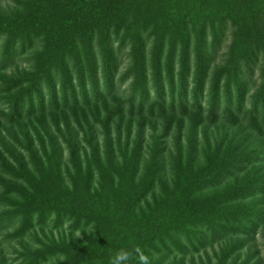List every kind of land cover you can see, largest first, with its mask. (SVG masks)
Returning <instances> with one entry per match:
<instances>
[{
  "label": "trees",
  "instance_id": "trees-1",
  "mask_svg": "<svg viewBox=\"0 0 264 264\" xmlns=\"http://www.w3.org/2000/svg\"><path fill=\"white\" fill-rule=\"evenodd\" d=\"M149 132V180L133 190ZM260 229L264 0H11L0 11V244L18 245V264H109L136 247L150 264H184L229 241L207 264H261L231 257Z\"/></svg>",
  "mask_w": 264,
  "mask_h": 264
},
{
  "label": "rangeland",
  "instance_id": "rangeland-1",
  "mask_svg": "<svg viewBox=\"0 0 264 264\" xmlns=\"http://www.w3.org/2000/svg\"><path fill=\"white\" fill-rule=\"evenodd\" d=\"M10 6H11V0H0V11L5 10L6 8H8ZM223 51H224V49H222L221 53H223ZM24 62L25 61H22L20 64H18L17 70H16V67H14L11 70L2 72V75H4L5 77H10V76L16 74L18 71H22L24 69V67L27 66ZM211 130H213V128H211ZM114 136H115V132L113 131L112 132V138H114ZM134 136H135V132H133V137ZM151 138H152V133L149 132L147 137H145V140L142 144L143 145V147H142L143 148V151H142L143 159L140 162V164L138 165V169H137V172L135 174L136 179H133L132 182H130L128 184L129 187L133 190L137 189L138 184L145 182L146 179L149 180L145 175L146 170H147V167H145V161H146L148 154H149V152L152 148V145H153L152 144L153 141L151 140ZM239 139H242L244 142L250 141V139L246 138L245 136L239 137ZM99 140L101 143V137ZM111 141H112V143H115V142H113L115 140H111ZM164 145L167 149L166 154H168L169 151L173 150L172 138H169L167 140V143ZM99 148H100V150H102L103 146H101ZM203 158H205V156ZM175 169H176V164L172 163L170 158H168L165 162V169L162 171L161 177L165 181H167L168 183L172 182V180H174V176H175ZM136 182H137V185H136ZM143 205H144V201L141 203V206H143ZM50 226H51V224H50ZM67 227L68 226L65 225L64 227H62L59 230L64 231L65 234H68L69 229L67 230ZM53 232H54V235L57 234V231L54 230ZM263 234H264L263 230L260 229L255 234V239L246 240L247 242H246V246L244 247V249L240 252H237V253L231 255V257H233V258H236V257L244 258L246 255H250L253 253L254 259L256 261L261 260V264H264V238H263ZM37 235L39 237L37 239H40L41 233L38 232ZM75 236L80 237V233L75 232ZM24 242L28 243V246L32 247V248L37 246V243L33 240V237H31V236L25 238ZM229 243H231V241H229L227 243L222 242L220 244H215V245H210V246L205 245L202 248H200L198 253H196L195 255H193L191 257L186 258V260L184 261V264H193V262L195 264H207L208 259H211L212 261H214V258H217V257L219 258L221 256V253L224 251V249L227 248ZM0 249H1V251H0L1 254L3 256H5V258L7 260V264H18L19 263V260L16 259L17 250L19 249L17 244H15V243H12V244L3 243V244H0Z\"/></svg>",
  "mask_w": 264,
  "mask_h": 264
},
{
  "label": "clouds",
  "instance_id": "clouds-1",
  "mask_svg": "<svg viewBox=\"0 0 264 264\" xmlns=\"http://www.w3.org/2000/svg\"><path fill=\"white\" fill-rule=\"evenodd\" d=\"M150 264L148 256L136 247L131 250L127 248L118 249L110 256L109 264Z\"/></svg>",
  "mask_w": 264,
  "mask_h": 264
}]
</instances>
